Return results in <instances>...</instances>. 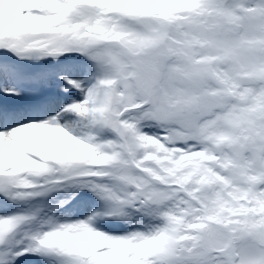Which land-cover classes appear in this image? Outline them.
Here are the masks:
<instances>
[{
	"label": "snow or ice",
	"instance_id": "6c2138e0",
	"mask_svg": "<svg viewBox=\"0 0 264 264\" xmlns=\"http://www.w3.org/2000/svg\"><path fill=\"white\" fill-rule=\"evenodd\" d=\"M0 264H264V0H0Z\"/></svg>",
	"mask_w": 264,
	"mask_h": 264
}]
</instances>
